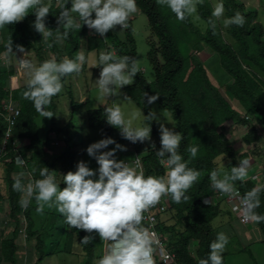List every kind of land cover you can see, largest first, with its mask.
<instances>
[{
	"label": "trees",
	"instance_id": "16d2710c",
	"mask_svg": "<svg viewBox=\"0 0 264 264\" xmlns=\"http://www.w3.org/2000/svg\"><path fill=\"white\" fill-rule=\"evenodd\" d=\"M224 3L226 18L236 11H240L246 17L243 27L229 25L226 30L234 46L224 42L218 20L214 31L209 27L208 19L211 16L212 7L208 0H203L197 7V16L205 23L203 32L192 24L190 17L180 21L165 6L159 5L158 8L156 0H137L138 11L146 17L150 34L155 38L154 43L147 42L149 50L146 55L154 74V80L152 84L148 83L143 74L138 71L133 85L123 87L124 95L131 98V101L141 108L142 113L147 115L151 110V104H147V97L143 98V93L148 95H152L153 91L159 93V108L170 112L176 124L175 131L181 132L184 137L180 144V152L184 159L189 160L190 153L187 151L189 147L198 146L196 158L189 160L188 163L189 167L200 172L198 181L187 192L189 200L177 204L170 195H166V209L158 217L155 228L160 240L165 243L167 250L175 255L176 261L180 264H199V261L205 258L210 251L209 244L216 238L212 222L220 214L219 207L202 204L203 198L218 192L212 187L209 179L210 172L218 169L215 161L223 157L228 164L230 161L237 164L242 159L249 160L250 158L248 153H241L237 156L229 139L220 131V128L227 122L247 127L246 134L242 138L246 144L256 141V128L248 127L250 122L254 121L264 128V103L259 99V93L264 90V82L253 71L256 69L264 74V30L257 20L255 10H250L237 0H224ZM50 5V13L45 22L46 26L52 30L53 36L46 38L45 43L48 47L51 44L49 48L52 49L55 44L54 36L60 27L57 23L60 10L55 0H52ZM66 6L70 7V4ZM34 19L35 16L30 12L22 20L0 29V57L6 54L5 45L11 38L13 53L18 52L16 46L20 45L24 51H32L40 59L44 48L39 45L41 44L39 33L32 27ZM128 24L129 27L123 32L122 40L117 39L111 31L106 33L105 37H101L86 25L73 29L64 42L66 48L63 50V55L68 51L67 46L75 49L77 37H85L87 52L110 48L116 52L117 56L130 55L136 58V43L133 38L131 20H128ZM64 30L66 29L63 26L59 29V31ZM195 44H202L217 54L221 68L232 80V83L226 87V91L243 109V116L231 108L218 89L210 82L203 64L184 56L181 52L182 45ZM11 75V71L0 72V111L4 102L11 99L19 107V117L7 145L5 156L0 158V163H4L5 166L4 177L7 184V194L5 197L0 195V202H6L8 218L13 220L15 225L19 223L21 217L23 218L24 234L28 240L34 241V251L39 256L38 261H41L44 257L43 250L46 249L41 233L45 232L49 235L54 230V222L59 216L51 212L52 210L47 211L49 207L44 208L42 212L36 210V204L29 205L27 209L20 207L21 193L12 187L14 177L18 174L14 160L21 155L25 163L27 157L28 161L35 162L31 179L33 181L40 179L39 170L47 167L53 171V174L57 173L62 182L63 175L68 171L76 170V154L73 147H68L54 158L53 162H48V145L39 139L35 123L40 113L35 110L30 100L24 98L23 92L26 90V85L12 91L7 89L6 82ZM104 111L105 108L88 110L86 115L87 125L101 129L105 138L111 136L112 126L107 123ZM150 123L151 133L156 136L153 121ZM1 130L0 127V136ZM20 142H26V145L19 151L17 147ZM160 147L159 141L141 158L145 175L163 176L166 174L167 170L159 163V158L155 154ZM255 186L248 179L236 182V188L242 196ZM63 187L65 185L61 183L60 188ZM256 211L264 214V192L261 193V205ZM165 215L168 217L163 219ZM253 223L259 228L261 243L264 245V222ZM68 228L77 239L86 257L83 264H89V261L94 258L93 248L90 244H80L87 231L69 226ZM192 243L196 246L193 254L189 250ZM17 245L18 233L14 230L8 239L0 242V264H17ZM52 252H48L47 255ZM156 264L162 263L157 262Z\"/></svg>",
	"mask_w": 264,
	"mask_h": 264
},
{
	"label": "clouds",
	"instance_id": "9594fccd",
	"mask_svg": "<svg viewBox=\"0 0 264 264\" xmlns=\"http://www.w3.org/2000/svg\"><path fill=\"white\" fill-rule=\"evenodd\" d=\"M156 2L169 9L177 20L184 21L197 14L198 4L203 0H156ZM55 4L60 10L57 23L66 29L59 31V27L54 36V43L61 46L68 39L70 31L81 28L82 25L94 30L101 37H105L106 33L119 25V33L122 35L129 27V17L138 12L137 0H55ZM69 4L70 7H67ZM50 7L51 5L44 3V0H0V29L22 20L31 12L35 16L32 21L34 30L42 34L43 39L51 37L53 32L45 22ZM224 13V0H217L208 19V25L213 31L216 29L217 20L223 17ZM245 23L246 17L240 11L224 19L226 26L243 27ZM5 47L6 54L0 57V63L4 66L10 62V56L15 55L11 38ZM16 48L24 53L22 46L17 45ZM24 56L18 60L21 69L27 70L29 74L23 96L33 103L35 110L43 117H52L53 114L47 111V106L51 103L52 97L61 92L63 78L68 74L81 72L85 56L83 54H77L74 58L65 56L59 61L53 56L38 66H34ZM97 65L102 66L99 78L95 81L101 97L120 95L121 88L131 84L138 72L134 57L117 56L114 50L100 51ZM159 95L143 93V98L147 97V104L150 105L159 98ZM125 99L131 104V98ZM9 101L12 102L11 99ZM104 113L107 123L119 129L122 138L131 143L150 141L152 131L150 122L156 121L159 124L161 147L155 154L159 158V163L167 170L166 174L145 175L138 159L134 164L117 159L116 153L126 151V146L112 137H105L86 148L87 155L95 159L98 168L93 169L89 167L88 162L80 161L75 171H68L62 176V182L47 167L39 170L41 178L34 181L29 179L25 182L26 175L30 177L31 174L22 171L14 177L12 187L21 193L19 205L22 209H27L34 200L36 210L40 212L46 206L49 208L54 206L63 216L64 223L71 228L85 230L88 233L95 230L101 240L108 242L107 250L97 264H155L153 252L159 240L156 233L142 223L145 218L144 212L156 205L161 198L165 202L166 195H170L177 204L189 200L187 192L198 181L200 172L189 167L188 163L189 160L196 158L198 146L187 149L190 157L189 160H185L180 152V144L184 139L182 133L175 131L176 124L168 119L173 127H166L160 122L155 111L150 110L144 115L141 108L136 107L126 112L119 102H115L112 106L106 107ZM109 145L114 147L109 149ZM248 167L249 160L242 159L239 166L230 167V171H226L224 166L212 170L209 177L212 187L222 194L238 195L236 182L243 181ZM61 183L65 185L62 189ZM262 192L264 184H259L241 197L242 207L239 210L250 223L264 222V214L256 211L261 205ZM213 202L210 206H214ZM92 239V235H85L80 244L88 245ZM228 243L229 236L224 232H218L216 238L209 244L210 251L199 264H223V253Z\"/></svg>",
	"mask_w": 264,
	"mask_h": 264
},
{
	"label": "rangeland",
	"instance_id": "374dc122",
	"mask_svg": "<svg viewBox=\"0 0 264 264\" xmlns=\"http://www.w3.org/2000/svg\"><path fill=\"white\" fill-rule=\"evenodd\" d=\"M52 0H44V3L50 4ZM211 7L217 2V0H208ZM239 3L244 4V6L250 10H255L257 13V20L262 25L264 30V0H237ZM158 8L159 4L157 3ZM75 16L76 14L73 13ZM224 16L218 20L219 28L222 32V37L224 42L234 46L233 40L227 35L226 30L228 26L224 24ZM131 20V26L133 29V38L136 43V61L138 71L143 74L146 81L152 84L154 80V74L151 66L147 60V52L149 50L148 41L150 43L155 42V38L150 34L149 26L146 17L139 11L129 17ZM192 24L198 28L201 32L205 29V23L200 20V18L195 14L190 17ZM76 29V28H75ZM117 39L122 40L123 34L119 33L120 26H116L114 30H110ZM31 35L33 36L32 32ZM39 44L44 49L40 54V59L35 57L34 52L24 51L22 53L24 58L29 59L34 66H38L44 60L50 59L55 56L59 61L63 57L67 56L69 58H74L77 54H83L85 56V61L82 64L84 70H81L79 74L72 73L65 76L63 79V88L59 94L52 97L51 103L47 106V111L53 114L52 117H43L41 114L35 119L37 125L38 137L42 142H46L48 145V157L49 163L53 162L54 158L63 153L68 147H73L76 154V164L80 161H86L89 167L96 169L98 164L95 159L89 157L86 152V148L94 143L104 138L102 130L99 128H91L87 125V111L106 108L112 106L113 103L119 102L121 107L127 112L137 106L131 102L129 104L125 99L123 92V87H128L133 85V82L129 85H125L120 90V95L101 97L99 89L95 84V81L99 78V73L102 66L97 64L98 56L100 51L105 50L97 49L93 51H86V38L77 37L75 49L67 46L68 51L63 55V50L66 45L63 46L58 44H53V48H49L43 39L42 34H40ZM47 47H46V46ZM109 50H113L110 49ZM107 51V50H105ZM181 52L186 57H191L196 61L203 64L207 76L210 82L218 89L224 99L229 103L232 109L237 111L242 116L244 115L243 109L240 107L238 102H236L229 93L226 91V87L232 83V80L224 72L219 64V59L217 54L213 53L211 50L202 46V44L195 45H182ZM21 56V57H22ZM10 56V62L4 66L0 63V72L11 71L12 75L8 78L6 82L7 89L12 91L21 86L26 85L29 79V74L27 70L21 69L19 64V59ZM1 60V58H0ZM253 71L257 76L264 82V74L258 72L256 69ZM152 95H156L153 91ZM259 99L264 103V90L259 93ZM9 103V99L4 102ZM15 107L18 105L15 102H11ZM158 99L151 104V110L155 111L160 119V122L164 123L166 127L172 128L173 125L167 121L170 120L174 122L171 118V114L168 111H164L158 106ZM19 108V107H18ZM143 114V113H142ZM143 117H141V120ZM146 123V122H145ZM175 123V122H174ZM154 128L157 135L154 136L151 133V140L144 141L143 143H131L130 141L122 138L119 129L112 127L111 136L118 143L126 146V151H118L116 157L119 160L128 161L129 163H134L135 158H142L147 154V152L153 148V145H157L160 141L159 135V124L153 121ZM225 125V124H224ZM248 127L256 128V141L253 143L246 144L243 142V136L246 134L247 127L234 125L229 123L226 126L220 128V131L229 139L234 151L237 156L241 153H248L249 167L247 175L244 179H249L250 176H264V128L258 125L256 122L252 121L249 123ZM26 145V142H20L18 144L19 151L22 150ZM114 147V145H109V149ZM108 149H104L106 151ZM26 166L19 168L16 166L17 173L25 172L30 173L31 176L25 177V182L32 179L34 174L35 162L28 161L26 158ZM218 168L224 166L226 171H230V167L238 166L239 162H231L228 164L223 157H219L216 161ZM59 180L57 173L53 174ZM5 166L4 163H0V195L6 196L7 194V184L5 181ZM222 201H214L213 204L217 203L220 207ZM33 200L30 205H35ZM48 207L46 206L45 209ZM226 209V208H224ZM236 209V208H235ZM52 210L55 214H58V219L54 222V230L48 235L42 232V239L46 245V249L43 250V259L38 261V255L35 253L33 240H28L24 234L25 223L23 218H20L18 224L8 218V207L6 202H0V242L8 239L14 230L18 233V245H17V264H83L86 261L80 245L75 238V236L69 231L67 224L64 223L63 216L55 211V207L48 208ZM227 210L225 220L230 222V227L227 229H220L215 231L224 232L229 236V243L224 251V264H264V245L259 241L261 238V233L258 231L257 226L251 222V225H243L237 221L236 215L233 211ZM238 212V210H237ZM168 217V215H165ZM162 218V217H161ZM218 219L212 222V227L215 228ZM17 226V228H16ZM253 228L247 230V228ZM46 230L45 228H42ZM41 229V230H42ZM86 235H92L93 239L90 245L94 251L93 260L89 261V264H97L99 258L107 250V241L100 239L99 235L93 230L92 233ZM246 235V236H245ZM165 245V243H163ZM195 244L192 243L189 247L190 252L193 254L195 250ZM194 247V248H193ZM53 251V252H52ZM48 252H52L47 255Z\"/></svg>",
	"mask_w": 264,
	"mask_h": 264
},
{
	"label": "built area",
	"instance_id": "2783aa9c",
	"mask_svg": "<svg viewBox=\"0 0 264 264\" xmlns=\"http://www.w3.org/2000/svg\"><path fill=\"white\" fill-rule=\"evenodd\" d=\"M3 65V64H2ZM19 117V109L16 108L11 104L9 101L8 104H4L2 110L0 111V127H1V136H0V158L5 156V151L7 148V145L11 139L13 129L16 125L17 119ZM139 160L140 167L142 168L141 159L135 158L134 163L136 160ZM133 163V164H134ZM15 164L19 167H22L25 165L24 160L21 158V156H17L15 158ZM239 166V165H238ZM143 169V168H142ZM256 186L259 184H264V176L258 177V176H250L249 178ZM241 197L242 195L238 192V195L229 196L227 194H222L221 192H216L214 196L212 197H206L202 200V203L205 206L212 205L213 200H224L229 203H235L237 206V210L239 213V222L243 225H247L250 223V220L245 219L242 215V212L239 210L241 205ZM166 206L164 200L161 198L159 202L147 209L144 212V220L142 223L149 227L151 231L156 233V236L159 240V244L154 246V252L153 257L156 261L162 263V264H180L176 261L175 255L167 250L163 242L160 240L157 231H156V225L158 223V217L165 212Z\"/></svg>",
	"mask_w": 264,
	"mask_h": 264
},
{
	"label": "crops",
	"instance_id": "0c3cea01",
	"mask_svg": "<svg viewBox=\"0 0 264 264\" xmlns=\"http://www.w3.org/2000/svg\"><path fill=\"white\" fill-rule=\"evenodd\" d=\"M247 7V6H246ZM16 55V56H15ZM15 55L13 54L12 55V57H15V58H19V57H21L23 54L21 53V52H16L15 53ZM229 123H231V122H227L225 125H223V126H226V125H228ZM5 197V196H4ZM215 201V200H214ZM219 201V200H218ZM214 205H217V203H215ZM219 207V206H218ZM224 208H226V209H224ZM231 209L230 211H233V212H235V213H238L237 212V206H236V204L235 203H229V202H226V201H222L221 203H220V207H219V211H220V214H219V216L217 217V218H219L218 219V222H217V225L215 226V228H213L214 229V231H218V230H220V229H227V228H229L230 227V222L227 220H225V217H227V216H225L226 214H227V210L228 209ZM236 208V209H235ZM216 218V219H217ZM236 218H237V221L239 222V213H238V215H236ZM240 223V222H239ZM252 223H250V224H247V225H251ZM251 229H253L252 227L251 228H247V230H251ZM255 229H258V231H259V228L257 227V228H255ZM246 236V235H245ZM261 239H262V237L259 239V241L261 242ZM195 248H196V246H194ZM193 247V248H194ZM224 254V253H223Z\"/></svg>",
	"mask_w": 264,
	"mask_h": 264
}]
</instances>
